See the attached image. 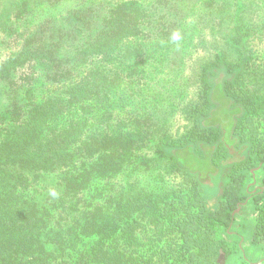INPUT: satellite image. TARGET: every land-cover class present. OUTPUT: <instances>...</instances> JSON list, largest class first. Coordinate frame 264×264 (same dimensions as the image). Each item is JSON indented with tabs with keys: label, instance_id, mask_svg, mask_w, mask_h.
<instances>
[{
	"label": "trees",
	"instance_id": "obj_1",
	"mask_svg": "<svg viewBox=\"0 0 264 264\" xmlns=\"http://www.w3.org/2000/svg\"><path fill=\"white\" fill-rule=\"evenodd\" d=\"M212 1L197 10L201 0H0V264H219L229 244L245 242L231 231L241 229L244 204L255 216L246 242L264 259V141L252 103L233 91L249 96L245 48L236 66H211L202 81L209 103L218 89L228 109H244L242 127L254 137L247 160L225 161L232 167L215 206L176 161L181 183L117 193L135 135L106 124L114 112L93 120L91 104L102 109L120 84H132L140 56L185 41L203 18L212 27ZM209 114L196 117L198 142L216 138L202 126ZM198 142L180 146L193 153Z\"/></svg>",
	"mask_w": 264,
	"mask_h": 264
},
{
	"label": "rangeland",
	"instance_id": "obj_2",
	"mask_svg": "<svg viewBox=\"0 0 264 264\" xmlns=\"http://www.w3.org/2000/svg\"><path fill=\"white\" fill-rule=\"evenodd\" d=\"M208 1L201 0L197 10L201 5H207ZM205 9L212 15V27L208 26L209 20L203 18L199 31H190L185 41L168 48L155 45L147 54L140 56V60H136L137 64L134 62L137 74L132 84H120L111 103H105L102 109L91 104L96 110L94 122L100 119L99 115L114 112L113 118L106 124L116 125L123 133L135 135V155L117 179L119 194L127 195L144 188L153 190L169 182L181 183L182 179L178 178L175 169L176 161L184 163L193 177L204 182L205 194L215 206L217 198L219 200L223 195L220 194L221 185L232 167L225 161L230 157L247 160L252 145L245 141H252L254 137L248 133L247 127H242L245 122L240 120L244 109L237 104L228 109L218 89L210 104L202 81L211 66L221 62L236 66L241 59L240 47L249 54L248 74L242 82L249 96L243 92L244 89L238 91L233 87V91L241 99L252 103L249 110L257 138L264 141V0H213ZM175 52L179 54L175 56ZM208 111L210 114L203 120L202 126L213 127L216 138L210 143L198 142L196 117ZM236 127L241 133H246V140L235 134ZM208 134L203 135L211 137ZM196 142L198 144L193 145V153L185 152L180 146ZM166 151L175 160L169 159ZM260 175H264V170ZM253 213V207L247 204L236 213L241 229L236 226L231 231L241 232L245 242L237 250L235 242L229 244L231 255L225 257L228 261L223 264H249L245 262L248 258L250 262L262 258L254 257L249 242H246L253 234ZM151 235L157 239L155 233ZM223 236V229H219V237ZM175 237L168 236L169 245L166 246L175 249L179 241ZM147 255L158 259L151 251ZM262 261L264 259L259 262Z\"/></svg>",
	"mask_w": 264,
	"mask_h": 264
},
{
	"label": "water",
	"instance_id": "obj_3",
	"mask_svg": "<svg viewBox=\"0 0 264 264\" xmlns=\"http://www.w3.org/2000/svg\"><path fill=\"white\" fill-rule=\"evenodd\" d=\"M219 264H223L224 263V255L221 256L220 260L218 261Z\"/></svg>",
	"mask_w": 264,
	"mask_h": 264
},
{
	"label": "crops",
	"instance_id": "obj_4",
	"mask_svg": "<svg viewBox=\"0 0 264 264\" xmlns=\"http://www.w3.org/2000/svg\"><path fill=\"white\" fill-rule=\"evenodd\" d=\"M238 211H239V210H238ZM238 211H237V212H238ZM237 212H236V213H237ZM237 223H238V222H237ZM225 261H226V258L224 257V263H226L228 260H227L226 262H225Z\"/></svg>",
	"mask_w": 264,
	"mask_h": 264
},
{
	"label": "flooded vegetation",
	"instance_id": "obj_5",
	"mask_svg": "<svg viewBox=\"0 0 264 264\" xmlns=\"http://www.w3.org/2000/svg\"><path fill=\"white\" fill-rule=\"evenodd\" d=\"M261 264H264V261H262Z\"/></svg>",
	"mask_w": 264,
	"mask_h": 264
}]
</instances>
